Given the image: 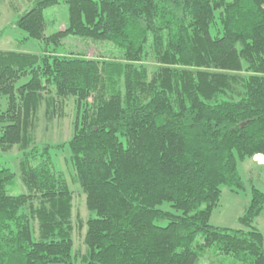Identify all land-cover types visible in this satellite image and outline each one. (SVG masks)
Masks as SVG:
<instances>
[{
	"label": "trees",
	"instance_id": "16d2710c",
	"mask_svg": "<svg viewBox=\"0 0 264 264\" xmlns=\"http://www.w3.org/2000/svg\"><path fill=\"white\" fill-rule=\"evenodd\" d=\"M65 2L67 23L52 34L43 11L58 0H34L15 21L42 54L0 49V157L16 150L26 189L10 194L16 173L0 163V264H75L76 229L81 264H196L211 246L264 264L253 224L264 191L251 185L241 227L209 221L223 187H244L240 163L264 169L252 165L264 157V0ZM70 35L120 55L59 53ZM70 98L67 144L87 210L76 222L50 152L66 142L39 143L36 132Z\"/></svg>",
	"mask_w": 264,
	"mask_h": 264
},
{
	"label": "rangeland",
	"instance_id": "374dc122",
	"mask_svg": "<svg viewBox=\"0 0 264 264\" xmlns=\"http://www.w3.org/2000/svg\"><path fill=\"white\" fill-rule=\"evenodd\" d=\"M34 0H0V49L14 50L22 52H31L42 54V43L35 39H24L26 34L14 26L16 19L25 10H28ZM44 17L46 20V34H52L58 30H61L67 23V3L65 0H58V3L49 6L44 9ZM3 31V32H2ZM210 33L212 35L217 34V28L215 26L210 27ZM50 49L55 48L52 44ZM59 53H67L70 50L78 51L82 50L87 55H104L118 57L120 51L109 41H92L84 39L75 35H70L62 40V44L56 49ZM151 64V62H148ZM26 78H21L18 84L25 81ZM6 100L0 96V111L5 109ZM66 107H64V115L61 118L54 119L53 122L47 128L41 121L37 132V140L45 141L51 144L64 143L61 147H52L50 149L52 161L57 170L61 171L67 179L69 188L73 192V213L76 216L75 222L78 218L84 219L87 215L85 207V195L82 193L78 183L74 182V169L70 162V151L68 148L67 140L72 133V122L75 116V110L73 109V98L66 101ZM39 142V143H40ZM255 159L262 160L263 157ZM0 163L10 167L16 173V179L12 184L8 185V192L10 194H18L25 192L26 189L18 177L19 173V156L16 150L3 154L0 157ZM251 162L244 161L239 164L240 173L243 179L244 187L237 192H234L227 187L222 188V193L218 204L213 208L209 221L212 225L229 228H239V216L244 212L250 200L251 185H255L257 188L264 191V169L251 168ZM252 169V174L249 169ZM252 175V176H251ZM251 176V177H250ZM252 178V179H251ZM161 207L166 209L169 207L168 203H164ZM166 220L162 219L158 221L159 224H166ZM264 235V211L255 218L253 223ZM83 232H79L77 229L74 232L73 252L79 251V255L73 258L75 264H81L79 256L84 252V246L81 242ZM201 242L200 238L197 239ZM196 264H238L237 260L231 255L218 253L215 246L203 249L199 251V258Z\"/></svg>",
	"mask_w": 264,
	"mask_h": 264
},
{
	"label": "crops",
	"instance_id": "0c3cea01",
	"mask_svg": "<svg viewBox=\"0 0 264 264\" xmlns=\"http://www.w3.org/2000/svg\"><path fill=\"white\" fill-rule=\"evenodd\" d=\"M255 157L256 158H258V157L260 158V157H263V155H261V154L255 155L254 158H253L254 163L252 165L258 166L259 164H261L264 161V157H263L262 160H258V159L256 160Z\"/></svg>",
	"mask_w": 264,
	"mask_h": 264
}]
</instances>
